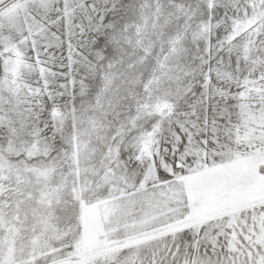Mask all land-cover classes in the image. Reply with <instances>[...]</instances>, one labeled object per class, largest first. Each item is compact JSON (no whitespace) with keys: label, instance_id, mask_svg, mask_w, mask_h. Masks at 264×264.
Wrapping results in <instances>:
<instances>
[{"label":"snow or ice","instance_id":"1","mask_svg":"<svg viewBox=\"0 0 264 264\" xmlns=\"http://www.w3.org/2000/svg\"><path fill=\"white\" fill-rule=\"evenodd\" d=\"M0 264H264V0H0Z\"/></svg>","mask_w":264,"mask_h":264}]
</instances>
